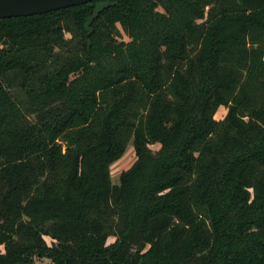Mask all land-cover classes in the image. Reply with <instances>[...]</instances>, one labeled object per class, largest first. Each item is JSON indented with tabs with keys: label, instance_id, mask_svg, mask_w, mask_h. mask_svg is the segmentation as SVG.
<instances>
[{
	"label": "trees",
	"instance_id": "1",
	"mask_svg": "<svg viewBox=\"0 0 264 264\" xmlns=\"http://www.w3.org/2000/svg\"><path fill=\"white\" fill-rule=\"evenodd\" d=\"M110 1L0 17V264H264V0Z\"/></svg>",
	"mask_w": 264,
	"mask_h": 264
},
{
	"label": "water",
	"instance_id": "2",
	"mask_svg": "<svg viewBox=\"0 0 264 264\" xmlns=\"http://www.w3.org/2000/svg\"><path fill=\"white\" fill-rule=\"evenodd\" d=\"M87 1L90 0H0V17L41 13ZM112 3L110 0H94L92 11L85 17L83 23L86 33H89V23L97 13Z\"/></svg>",
	"mask_w": 264,
	"mask_h": 264
},
{
	"label": "rangeland",
	"instance_id": "3",
	"mask_svg": "<svg viewBox=\"0 0 264 264\" xmlns=\"http://www.w3.org/2000/svg\"><path fill=\"white\" fill-rule=\"evenodd\" d=\"M120 37L124 38L125 35L121 34ZM117 38H119V36ZM224 111H225V107L220 105L218 106L214 116L219 118L224 113ZM156 147H157L156 143L150 144L151 151H153ZM134 157H135V154H134L133 143L131 139H129L125 143V146L122 152L120 153V155L117 156L115 159H113L108 164V176H109L110 182L116 183L118 181V175L120 171L128 167L130 163L133 161ZM111 239L112 237H108V240H111ZM47 241H49L48 238H47ZM0 249H1V246H0ZM35 261L39 264H45L48 262V259L44 257L36 258Z\"/></svg>",
	"mask_w": 264,
	"mask_h": 264
}]
</instances>
